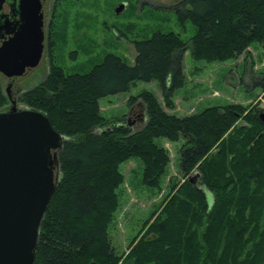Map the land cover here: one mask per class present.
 <instances>
[{
    "label": "trees",
    "instance_id": "1",
    "mask_svg": "<svg viewBox=\"0 0 264 264\" xmlns=\"http://www.w3.org/2000/svg\"><path fill=\"white\" fill-rule=\"evenodd\" d=\"M174 13L180 23L191 21L196 28L189 40L156 31L133 42V65L108 53L85 73L67 74L50 57L45 80L19 93L23 108L45 114L66 138L34 264H264V123L259 119L264 109L259 103L251 110L209 106L177 116L143 91L137 99L144 105L145 124L137 131L110 124L101 113L103 98L126 94L137 81H157L164 107L172 109L174 93L185 81L186 51L209 63L244 54L249 60L250 45L264 47V0H183ZM252 87L264 91V76ZM7 101L0 86V109ZM156 139L183 142L179 170L184 177L198 173L202 188L186 181L169 202L173 217L150 226L158 238L133 241L123 255L110 234L123 181L119 165L140 160L143 184L159 189L170 158ZM186 189L188 196H183ZM197 209L206 227L201 242L194 232L193 248L185 249L177 223L186 222L187 231Z\"/></svg>",
    "mask_w": 264,
    "mask_h": 264
},
{
    "label": "rangeland",
    "instance_id": "2",
    "mask_svg": "<svg viewBox=\"0 0 264 264\" xmlns=\"http://www.w3.org/2000/svg\"><path fill=\"white\" fill-rule=\"evenodd\" d=\"M182 1L44 0L43 49L39 57L25 66L23 72L12 81L10 94L11 99L16 101L17 109H23L18 101L19 93L38 86L47 77L50 57L67 74L85 73L108 53L133 65L136 55L133 42L149 39L156 31L173 33L183 41L189 40L196 28L191 21L180 23L174 13L181 7ZM124 2L126 8L117 14L116 8ZM248 52L249 60L244 54L236 60L208 63L194 60L186 51L183 57L185 81L183 87L174 93L172 109L164 107L157 81H137L128 93L103 98L100 101L101 113L110 124H126L129 118L136 119L132 130H139L145 122L137 120L138 116H145V113L144 105L137 96L143 91L152 92L164 111L177 116L196 114L209 106L241 105L251 110L259 103L264 109V91L252 87L254 81L264 76V47L253 43L248 47ZM9 82L0 74V86L5 94ZM7 102L0 111L9 109L10 100ZM242 121L240 126L244 127L246 124ZM155 143L166 149L170 158L159 189L143 184V164L140 160L130 158L119 165L123 181L117 190L119 205L110 234L115 247L123 255L128 254L133 241L150 242L158 238L159 233L153 232L150 226L163 222L170 215L173 217L174 207L169 202L179 195L177 190L189 181L190 176L184 177L179 170V152L183 142L156 139ZM195 183L202 188L199 179ZM188 191L186 189L183 196H188ZM192 213L198 216H192L187 231L184 230L186 222L177 223L176 228L178 230L179 225L182 226L179 238L185 249L189 246L193 248L194 243L190 239L194 232L201 242L200 235L206 227V217L201 216V209Z\"/></svg>",
    "mask_w": 264,
    "mask_h": 264
},
{
    "label": "water",
    "instance_id": "3",
    "mask_svg": "<svg viewBox=\"0 0 264 264\" xmlns=\"http://www.w3.org/2000/svg\"><path fill=\"white\" fill-rule=\"evenodd\" d=\"M44 0H0V74L11 106L0 111V264H34L39 231L55 192L58 153L66 138L40 111L17 109L12 81L44 46ZM124 2L116 8L120 13ZM264 123V112L259 113ZM145 122V116L138 119ZM136 119L129 118L132 128ZM198 173L188 178L195 184Z\"/></svg>",
    "mask_w": 264,
    "mask_h": 264
},
{
    "label": "bare ground",
    "instance_id": "4",
    "mask_svg": "<svg viewBox=\"0 0 264 264\" xmlns=\"http://www.w3.org/2000/svg\"><path fill=\"white\" fill-rule=\"evenodd\" d=\"M179 188V187H178ZM175 192V191H174ZM132 249V248H131Z\"/></svg>",
    "mask_w": 264,
    "mask_h": 264
}]
</instances>
